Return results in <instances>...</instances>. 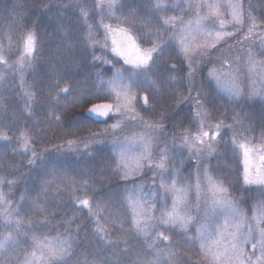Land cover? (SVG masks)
I'll return each mask as SVG.
<instances>
[{"label":"snow or ice","instance_id":"obj_1","mask_svg":"<svg viewBox=\"0 0 264 264\" xmlns=\"http://www.w3.org/2000/svg\"><path fill=\"white\" fill-rule=\"evenodd\" d=\"M53 7L65 10L79 7L77 19L82 21V27L77 29L74 39L57 46L51 55L46 81L35 87H46L48 98L56 105L45 119L64 125L65 135L86 132L87 136L68 139L50 148H33L35 136L28 130H19L16 142L20 149L14 151L25 155L31 152L27 161L30 172L41 170L36 172L40 191L31 203L33 216L43 219L36 222L31 217L20 218L13 201L7 198L10 193L0 189V227L8 229L6 234L0 233V252L18 246L21 239L27 243L30 238L31 251L22 248L23 257L17 254L10 264H125L123 258L130 254L135 259L126 264H264V200L253 206L251 217L246 215L237 206L244 200L237 201L230 191L235 184L229 183L226 176L214 174L218 165L212 164L214 158L230 153L229 170L235 171L236 182L242 180L245 191L252 186L264 190V58L255 59L257 55L264 57V0L255 6L249 2L251 11H245L242 3L230 2L227 5L231 8L230 20L219 16L218 9L223 5L204 0L195 5V20L179 29L177 24L184 25L182 18L154 15L167 8L163 0H95L94 9L101 13L107 9L109 18L119 21L115 26L105 24L103 16L99 24H89L91 12L78 4H48L43 11H51ZM126 8V15L115 17L116 10ZM205 8L208 14L201 16ZM253 11L259 13V23ZM16 19L19 18L6 22L8 32L0 35V41L7 39L10 48L15 41L19 57L9 64L0 43V66L23 71L36 61L41 41L36 25L24 30L26 26L17 24ZM153 21L158 25L155 31L150 27ZM245 26L246 33L237 40ZM3 27L0 26V32ZM13 27L20 30L18 35L10 34ZM100 27L104 31L102 40L96 39L94 31ZM227 27L234 31H225ZM162 28L171 29L167 38L162 36ZM193 32L203 37L202 42H196ZM150 37L156 39L150 41ZM229 40L235 43L228 46V53L237 44L248 43L246 54L231 57L221 52L213 59L212 53ZM257 42L259 47L253 52ZM146 43L151 46L144 47ZM97 48L103 55L94 54ZM77 49L81 58L89 55L91 49L92 63L107 65L111 76L106 79L97 73L99 78L93 87H77L69 66L76 62L75 58L66 60L67 54ZM244 51L242 48L241 52ZM169 59L177 60L178 64H167ZM116 63H120L119 68ZM204 68L208 69L206 73ZM4 79L0 72V82ZM245 80L251 82L248 92L241 86ZM21 81L20 87L24 88L22 77ZM141 88L143 92L139 91ZM23 96L30 117L36 93L25 89ZM254 98L260 99L259 111H245L241 101ZM99 124L104 128L93 131ZM4 127L11 129L9 124ZM168 127L174 129L171 136ZM0 140L12 142L3 129ZM161 141L163 147L159 146ZM80 144L88 156L101 146H110L112 159L108 167L113 176L120 177L119 183L126 186L119 205L123 212L114 210L110 199L95 195L99 189L87 173L85 179L68 180L67 173L57 167L55 155ZM177 157L181 168L185 158L194 164L187 176L177 167ZM149 171L150 182H135L134 177L146 176ZM130 180L132 184L128 187ZM5 183L12 186L16 181L0 177V186ZM54 184L55 195L66 193L77 212L86 209L87 213L82 221L75 212L63 218L58 223L66 226L54 236L37 235V223L40 228L51 223L47 197ZM261 195L264 196V191ZM85 223L90 225L85 234L90 231L96 244L103 247L91 253L87 250L77 253ZM113 230L118 233L115 240L110 238ZM174 236L181 239L174 240ZM141 237L145 247L137 251L135 242ZM184 245L190 247L182 253L179 249ZM193 249L196 250L193 254L199 257L197 261L188 254ZM104 252L108 256L101 258L99 254ZM89 255L92 259H88Z\"/></svg>","mask_w":264,"mask_h":264},{"label":"trees","instance_id":"obj_2","mask_svg":"<svg viewBox=\"0 0 264 264\" xmlns=\"http://www.w3.org/2000/svg\"><path fill=\"white\" fill-rule=\"evenodd\" d=\"M167 5V8L164 11H161L158 14L160 17H182L185 14L184 7L180 3L175 2V6H170L171 1L163 0ZM167 2H169L167 4ZM251 2L252 5H257L259 0H241V3L245 7V11H251L248 8V4ZM95 0H0V26L3 27V32H0L2 35L4 32H8L6 22H11L14 18L16 23H23L27 28L33 27L36 25L38 35L40 37V52L36 61L31 67L25 68L23 71L18 68L11 70H5L3 66H0V72L3 73L5 79L0 82V129H3L6 132L7 136L12 141L8 143L4 140H0V177H3L5 181L14 180L16 181L15 185L9 186L7 183L0 186L5 193H10L8 199L13 201V206L17 208L19 212V217L27 220L28 218H33L34 221L39 222L43 219L42 216H33V204L31 201L35 200L38 192L40 191V181L36 178V172L41 171L39 169L31 171L27 166V161L31 157V152H28L26 155L22 154L19 150L20 145L16 142V139L19 135L20 129L28 130L35 136V143L31 146L33 148H50L53 144H59L66 142L68 139H75L76 137H85L87 136L86 132H78L75 136L65 135V126L58 125L53 120L45 119V117L52 111V108L56 105L48 98V90L46 87L39 88L35 85L43 84L46 81V76L50 71V62L51 55L58 45L65 44L70 42L78 34L77 29L82 27V21L78 20L79 7H69L67 10L53 7L51 11L44 12L43 6L48 4L54 5H80V7L87 8L90 12V18L88 20L89 24H99L101 16H103V22L105 24H118L116 18H109L108 10L105 9L103 13L99 10L94 9ZM176 5H179L176 7ZM39 9V10H38ZM128 9L116 10L115 17H122L126 15ZM252 15L257 16V23L260 22L259 13L253 11ZM150 27L153 31L156 30L158 25L153 21L150 24ZM145 31L147 29H144ZM19 29L13 27L10 31V34L15 36L19 34ZM96 33V39L102 40L104 36L103 28H94ZM171 29H161L162 36L167 38ZM52 38V39H49ZM156 39L155 37H150L149 40ZM3 43L5 48V57L8 60L9 64L14 63L19 57V51L15 47V41H13V46L10 48L7 39L0 41ZM144 47H150V43L143 45ZM167 51V50H166ZM95 55L100 56L103 53L99 48L96 49ZM74 56L75 63L70 64L72 72V82L79 88H91L94 86L95 82L98 80L97 73L108 78L111 76V71L108 69L107 65H102L99 63H92V50L89 49V55L81 58L80 51L77 49L74 52H69L66 56V60H70ZM105 58L111 59V56H106ZM167 64H178V61L175 59L167 60ZM63 67V64L61 65ZM116 68L120 67V63L115 64ZM184 71H187V68L184 67ZM205 73L207 69L203 70ZM21 77L23 78L24 88H21ZM201 77L197 76V84L199 85ZM34 86V87H29ZM63 86V84H61ZM25 89L36 93V100L34 102V110L32 111L31 116L29 117L28 112L25 110V98L23 93ZM205 90H208V85L205 82ZM139 91L143 92L144 89L141 88ZM63 100V97L61 98ZM241 106H243L245 111L252 109L254 111H259L261 107L260 99L244 100L241 101ZM240 110V106H237L236 111ZM186 111V110H185ZM59 114V113H56ZM143 114V113H142ZM231 115V112H229ZM112 120H109L108 123L111 124ZM227 122V121H226ZM5 124L11 125V129L4 127ZM35 126L34 129L31 126ZM104 125L99 124L93 127V131L103 129ZM174 129L171 127L167 128L168 135L171 136ZM37 133H39L37 135ZM230 135V134H229ZM83 144L74 146L73 149L65 148L63 154H56L55 159L57 161V167L62 168L66 173L68 180L78 179L82 180L87 178L84 173H87L88 176L93 178L95 186L99 189L95 195L97 197H104L105 199H110L114 205V210L123 212V209L119 207L120 197L124 195V188L126 187L123 183H119L120 177L113 176L111 174V168L108 167L111 162V149L110 146H101L100 150L93 151V155L88 156L83 153ZM80 152V155L76 153ZM179 164V157L177 158ZM191 164L185 158L184 165L181 169L186 170ZM213 165H218L216 172L214 174H220L228 178L229 183L235 184V187L231 188L233 198L237 201L243 199V203H238L240 207L249 208L254 203H258L264 200V196L261 195L260 188L252 186L249 191L244 190L242 180L236 182V173L235 171H230L229 166L232 165L231 154L221 155L212 160ZM181 167V165H180ZM103 169V171H102ZM47 179H52V177H42ZM67 183V181H65ZM57 183H59V178H57ZM129 185V183H128ZM127 185V186H128ZM57 185L54 184L51 189H49V196L47 197V204L51 216V223L47 226L40 228L39 224H36V228H39L37 235H46L51 233L53 236L57 232H63V228L66 225H61L58 222L65 217H71L73 213H77L79 220L84 219L87 210L84 209L83 213L77 212V209L73 207L71 201L69 200L66 193H61L60 195H55ZM82 195V193H78ZM24 196L25 199L21 200V197ZM44 199L43 195L40 197ZM18 202V203H17ZM79 222V221H78ZM103 223V221H101ZM75 227V224L73 225ZM90 225L87 223L84 224L82 228L80 237L78 239L77 253L84 252L87 250L89 253L96 251L97 247H103V245H97L95 240L91 237L90 231L88 234H85V229H89ZM8 229L0 227V233L6 234ZM26 229H22V232ZM35 231V229H34ZM166 235H171V233H165ZM192 235V232L188 233ZM118 236V233L113 230L111 239L115 240ZM174 240L181 239L180 237H173ZM31 239L27 243L21 239L18 246L10 247L4 252H0V262L3 264H10V260H14L16 255L19 254L21 258L23 257L22 248H28L31 251ZM161 247L164 245L161 244ZM121 247H124L121 244ZM145 245L143 238L141 237L138 241L135 242V248L137 251L144 249ZM190 246L184 245L183 248L179 249L182 253L186 248ZM175 250V249H174ZM196 250L193 249L192 259L197 261L198 256L193 253ZM101 258L107 257L108 253H100ZM187 255V254H186ZM78 259H83L78 256ZM88 259H92V256L89 255ZM135 259L134 255H129L124 257L123 260L126 264L127 261Z\"/></svg>","mask_w":264,"mask_h":264},{"label":"rangeland","instance_id":"obj_3","mask_svg":"<svg viewBox=\"0 0 264 264\" xmlns=\"http://www.w3.org/2000/svg\"><path fill=\"white\" fill-rule=\"evenodd\" d=\"M169 1H171L170 6H172V5L175 6V2H176V3L178 2V3H180V4L184 7L185 14H184L182 17H178V18H182V19L184 20V25H179V24H177V28H178V29H179L180 27L186 26L190 20H191V21H194V20H195L196 15H197V9H196L195 5L198 4V3L204 2V0H169ZM210 2H211V0H210ZM214 2H217V3L221 4V5H223V7H221V8L218 9V12H219V16H220V18H221V19H225V20H230V19H231V15H230V13H231V8L227 7V5H228L230 2H231V3H235V2H239V3H241V0H214ZM163 3H165V1H163ZM168 3H169V2H167V4H168ZM190 6H191V7H190ZM207 14H208V10H207L206 8H205L202 12H200V15H201V16H205V15H207ZM193 28H195V25H193ZM204 31H207V29H204ZM225 31L232 32V31H234V29H233L232 27H227V28L225 29ZM246 31H247V26H245L244 31L241 32V33H240V36H238L236 39L239 40L240 37L244 36V34L246 33ZM257 31H259V30H257ZM193 35H196V36H197V41H196V42H202V40H203V37H202V36H199V35H198L197 33H195V32H193ZM254 38H255V37H253V39H254ZM234 43H235V41H233V40H229L227 44H223V45H221V48H220L219 51H216V52H213V53H212V57H213V59H215V57H217V56H220V55H221V52H224L225 55H230L231 57H236V56H238V55H245V54H246V50L249 48V44H248V43H245V44H243V45H241V44H237L236 47L233 48V49L231 50L230 53H228V51H227V50H228V46H229V45H232V44H234ZM258 47H259V45H258V42H257V46L254 47V48H252V51H253V52H256ZM242 48L245 50L243 53L241 52V49H242ZM262 58H264V57H261L260 55H257V56L255 57V59H257V60H260V59H262ZM209 67H211V65H209ZM217 67H219V65H217ZM206 69H207V68H206ZM207 70H208V69H207ZM241 86L245 88V91H246V92H248V91L250 90V88H251V82L245 80V81L242 83ZM256 86L259 87V84L257 83ZM255 99H259V98H254V100H255ZM246 100H247V99H246ZM251 100H252V99H251ZM114 119H115V117H114ZM114 119L112 120L111 123L114 122ZM159 146H160V147H163V146H164V145H163V141L160 142V145H159ZM186 155H187V154L185 153V157H186ZM177 158H178V157H177ZM179 159H180V157H179ZM177 161H178V160H177ZM188 161H189V160H188ZM190 162H191V161H190ZM177 167H178V168H181V167H180V164H177ZM193 169H194V164H192V162H191V164L189 165V168H188V169H186V170L181 169V171H182V175L187 176L188 173H189L190 171H192ZM151 176H152V172L149 171V172H147V175H146V176H139V175H137L136 177H134V179H135V182H136V183H140V182L143 181V180H149V182H150V177H151ZM131 184H132V180L129 181V185H128V187H130ZM194 196H195V193H194V191H193V199H194ZM168 203L171 204V198H169ZM256 204H257V203L252 204L251 206H249V208L240 207L238 204H237V206H238L241 210H243V211L246 213V215H248L249 217H251V216H252V208H253V206L256 205ZM193 231H194V226H193ZM248 248H249V250H251V245H249ZM257 255H259V253H257Z\"/></svg>","mask_w":264,"mask_h":264}]
</instances>
